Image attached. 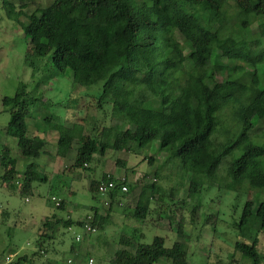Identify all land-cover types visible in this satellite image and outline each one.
<instances>
[{
  "label": "trees",
  "instance_id": "16d2710c",
  "mask_svg": "<svg viewBox=\"0 0 264 264\" xmlns=\"http://www.w3.org/2000/svg\"><path fill=\"white\" fill-rule=\"evenodd\" d=\"M0 2L9 20L26 18L20 24L28 39L25 64L33 74L44 68L57 75L69 73L74 88L100 87L99 105L108 101L120 111L125 128L116 131L112 143L106 139L107 128L93 137L79 124L55 126L50 118L46 120L59 134L57 156L65 159L78 142L74 169H86L95 155L108 149L131 152L157 145L170 164L178 161L192 193L200 194L215 184L229 191L246 184L250 190L264 192V142L251 140L258 122L260 135H254L264 140V75L256 69L264 64V48L261 39H249L258 19L264 38V0H53L32 11L33 0ZM229 8L235 9L233 26L226 15ZM229 40L243 44L229 50L224 47ZM237 61L253 69L247 72L249 82L236 74L246 73L243 66L233 65ZM227 72L230 77L218 81ZM32 102L28 86L21 83L2 104L10 115L6 135L16 139L20 156L37 160L46 141L44 132L30 134L27 117ZM11 154L7 146L0 150V181L18 185L21 196H32L33 184L45 182L46 177L31 162L19 178L17 159ZM149 160L153 162L152 157ZM106 180L114 177L105 175ZM98 184L91 183L93 192H98ZM149 189L142 188L133 212L139 220L149 214L155 184ZM119 194V188L111 191V205ZM57 208L64 211L66 202L62 200ZM111 210L112 206L100 216L94 209L90 225L102 229ZM74 225L83 228L85 223L45 218L30 264H49L33 260L43 257L40 252L58 227ZM237 230L242 239L250 238L235 244V251L247 259L240 264H261L258 246L259 236L264 235V201L246 202ZM119 244L114 264H158L162 258L171 264H190L182 242L167 248L162 237L143 244L122 236ZM25 261L21 257L15 264Z\"/></svg>",
  "mask_w": 264,
  "mask_h": 264
},
{
  "label": "rangeland",
  "instance_id": "374dc122",
  "mask_svg": "<svg viewBox=\"0 0 264 264\" xmlns=\"http://www.w3.org/2000/svg\"><path fill=\"white\" fill-rule=\"evenodd\" d=\"M52 1L33 0L29 11ZM234 13V8L226 11L232 26L236 21ZM20 22H26V18H21ZM20 22L9 20L0 2V150L4 146L11 148L13 156L18 158L20 169H26L28 159L20 156L16 139L6 135L10 115L4 111L2 104L5 97H13L19 85L25 83L33 98L27 117L29 131L36 133L35 135H42L44 132L43 137L47 140L38 161H29H37V169L47 180L46 183L34 185L35 190L28 202L25 197L12 195L6 204L8 212L4 214L0 211V253L6 256L15 254L6 258L0 256V264H15L25 254H31L33 242L38 237L39 220L43 224L47 216L63 219L69 216L75 222L90 225L94 209L98 210L100 216H105L110 206V219L102 229L95 228L94 233L86 235L83 228L74 226L66 235L69 245L76 235L82 234L79 245L83 247V254L92 255L95 261L97 259V264H114L112 259L117 248L121 247L119 242L122 236L133 237L143 244H151L155 237H162L167 248H171L176 242H182L188 249L190 264L246 263L247 259L235 251V244L249 237L242 239L239 236L237 224L246 202H263L264 192L250 190L246 184L242 189L233 191L222 190L215 184L207 185L200 194L192 193L186 175L179 169L178 161L170 164L167 154L159 151L157 145L152 150L136 149L131 152L108 149L104 155H95L94 161L86 169L73 167L78 142L74 143L65 159L57 156L59 134L46 123L49 118L55 126L59 123L66 127L79 124L84 128L85 134L93 137L101 136L103 129L107 128L109 133L106 139L110 143L113 142L116 131L125 128V125L120 111L108 101H101L99 105L100 87L74 88L69 73L57 75L48 68H44L39 74H33L25 64L28 39ZM260 22L261 19L253 22L249 39H261L260 47L264 48ZM242 44L243 42L229 40L224 47L234 50ZM254 48L257 49V46L254 45ZM222 63L229 64V61L222 59ZM233 65L246 68V73L241 74L238 70L236 74L244 77V82H249L251 77L247 72L253 69L241 61L234 62ZM256 69L259 75H264V64H258ZM225 77H230L229 72L219 75L217 79L223 81ZM259 125L260 122L251 132V140L261 145L264 140L254 135H260V129L257 130ZM150 157L153 158L152 163ZM222 170L221 168L219 172ZM105 175L114 177L117 188L126 185L129 189L127 193L119 190L120 194L112 205L109 197L111 192L99 195L91 190V183L100 182ZM153 184L156 191L151 199L149 214L145 220H139L134 217L133 212L141 190L143 187L150 190ZM2 195L0 194V200L3 199ZM53 198L59 203L65 201L67 209L59 210ZM31 215L36 224L24 221L25 216ZM258 249L262 257L261 264H264V235L259 236ZM33 261L44 262L42 258ZM30 263L31 260L22 264ZM158 264L171 262L162 258Z\"/></svg>",
  "mask_w": 264,
  "mask_h": 264
},
{
  "label": "crops",
  "instance_id": "0c3cea01",
  "mask_svg": "<svg viewBox=\"0 0 264 264\" xmlns=\"http://www.w3.org/2000/svg\"><path fill=\"white\" fill-rule=\"evenodd\" d=\"M30 134L32 136H34L36 133L35 134L30 133ZM45 141H46V144H47V140L46 139H45ZM10 150H11V148H10ZM11 153H12V151H11ZM11 155H12L11 156L12 159H17V167H16V169L19 172L18 177H21V179H22L23 178V173H24L25 170H21L20 169V167H19L20 164H19L18 158L15 157V156H13V153ZM37 161H38V159H37ZM36 162H34L35 163V166H36V171L42 177H45L37 169L38 165H37ZM29 163H31V162L28 159V162L26 163V165L29 164ZM46 180H47V178H46ZM44 183H46V181ZM35 184H38V182H35L33 184V187H34ZM18 188H19L18 185L16 187H12V185L11 186H8L7 184H3L0 181V194L1 195L3 194L2 195L3 197L1 196L3 199L0 200V211L2 210V213L6 214L8 212V210L6 208V204H7L8 198H11L12 195H19V196H21ZM34 190H35V187H34ZM21 197H25V200L27 202L30 200V196H21ZM66 209H67V207H66ZM47 217H50V216H47ZM52 218H54V219H63V218L57 217V216H52ZM67 219H71V218H69V216H68ZM67 219H65V220H67ZM24 221H28L29 223L30 222H34L33 215H31V216H25ZM34 223L36 224V221ZM74 226L68 227L67 229H65L64 227L63 228L62 227H58V229L56 231V234L53 237V239L45 246V249L40 252L41 255L43 256L42 259L45 262H48L49 264H86L87 263V260L93 257L92 255L90 256V255H84L83 254V247L81 245H79V242L78 241L73 240L69 245L67 244L66 235L70 233V231L72 230V228ZM41 227H42V223L39 220V226H38V229H37V235L38 236H39V234H41V231H40L41 230ZM37 241H38V237L33 242V245L32 246L34 247V249L31 250L32 251L31 254H25L24 256H22V257H25L26 258V261L25 262L30 261V257L32 256V254L35 253L38 250V248L36 246ZM120 248L118 247L117 250H119ZM116 251H115V253H116ZM14 255L10 254V256L9 255L6 256L5 254L0 253V256L1 257L5 256V258L6 257H13ZM86 256H88L87 259L85 258ZM112 260H114V257H113ZM97 263L98 262H97V259H96L95 264H97ZM104 264H107V263H104Z\"/></svg>",
  "mask_w": 264,
  "mask_h": 264
},
{
  "label": "built area",
  "instance_id": "2783aa9c",
  "mask_svg": "<svg viewBox=\"0 0 264 264\" xmlns=\"http://www.w3.org/2000/svg\"><path fill=\"white\" fill-rule=\"evenodd\" d=\"M125 180L126 179L124 178L123 181ZM115 189H117V184L115 183V181H110V180L103 181L102 180L98 184V194L99 195H106L108 192H111ZM119 190L122 193H127L129 189L126 185H122L121 188H119ZM53 200H55V203L58 206L59 202L55 198H53ZM83 230H84V234L90 235L91 233H94L96 229L93 228L91 225H85L83 227ZM82 237H83L82 234H78L76 235L75 240L80 242ZM87 264H95V260L93 258H90Z\"/></svg>",
  "mask_w": 264,
  "mask_h": 264
}]
</instances>
